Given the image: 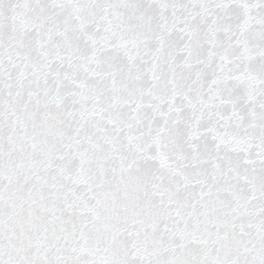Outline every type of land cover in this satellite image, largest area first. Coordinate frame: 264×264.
Returning <instances> with one entry per match:
<instances>
[{
	"label": "snow or ice",
	"instance_id": "obj_1",
	"mask_svg": "<svg viewBox=\"0 0 264 264\" xmlns=\"http://www.w3.org/2000/svg\"><path fill=\"white\" fill-rule=\"evenodd\" d=\"M0 264H264V0H0Z\"/></svg>",
	"mask_w": 264,
	"mask_h": 264
}]
</instances>
